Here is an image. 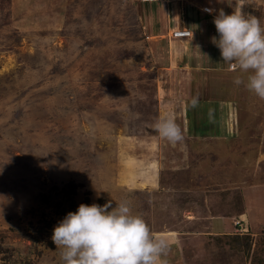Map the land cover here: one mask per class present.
<instances>
[{
	"label": "rangeland",
	"instance_id": "1",
	"mask_svg": "<svg viewBox=\"0 0 264 264\" xmlns=\"http://www.w3.org/2000/svg\"><path fill=\"white\" fill-rule=\"evenodd\" d=\"M159 1L0 0V264H63L54 227L109 201L161 231L221 214L186 264H264V100L212 42L219 10L264 26V0Z\"/></svg>",
	"mask_w": 264,
	"mask_h": 264
},
{
	"label": "clouds",
	"instance_id": "2",
	"mask_svg": "<svg viewBox=\"0 0 264 264\" xmlns=\"http://www.w3.org/2000/svg\"><path fill=\"white\" fill-rule=\"evenodd\" d=\"M213 22L219 36L212 42L222 61L246 75V80L238 76L234 83L264 100V26L255 16L245 15L243 5L231 14L219 10ZM155 130L172 145L184 139L181 127L170 117L157 121ZM51 239L63 264H167L163 258L170 248L167 238L153 236L127 201L115 207L111 201L81 203L54 227Z\"/></svg>",
	"mask_w": 264,
	"mask_h": 264
},
{
	"label": "crops",
	"instance_id": "3",
	"mask_svg": "<svg viewBox=\"0 0 264 264\" xmlns=\"http://www.w3.org/2000/svg\"><path fill=\"white\" fill-rule=\"evenodd\" d=\"M148 174L149 173L145 170L141 173V176L143 177V180L148 183V185L155 187L158 184L157 173H156V178H155V176L153 178H151L153 175L149 176ZM143 180H142V183L144 182ZM137 184H139V183H137ZM235 217L240 219V217H238V215H235L233 217H232V215L231 216H229V215L225 216V220L222 222V227H224L225 233H229V231H230L229 229L231 228L230 224H231V226H233L232 221L235 219ZM203 218H204V221L202 222V224L200 226L201 229L196 230V229L192 228L193 231L191 229L183 230L184 232H179L177 229L176 230L171 229L172 231H169V230L168 231H161L158 229L155 230V228L151 225V231H152L153 236L166 235L164 237H166L168 242H169L170 248H169V251L167 253V256L164 257L167 264H186L187 263V260H189L191 257L190 251H191V249L194 248L193 243H191L189 241L190 238L192 239L193 234H198V236H203V237H205V236L207 237V235H211V234H213V235H219L220 234V233L214 234L213 232H211L209 230V228H206V225H204L203 223L206 222V224H208V222H209L208 220H210V219L211 220L212 219H222L223 220V215H221V214L218 215V214L212 213L208 216L206 215ZM227 220H231V223L228 224ZM220 221L221 220H218L217 225L221 224ZM246 222H247V219H246ZM161 224L158 222L156 227H158V226L161 227ZM246 225L249 226L247 223H246ZM189 235H191V236H189ZM183 239H185V241H183ZM171 253H173V254H171ZM168 255H170V256H168ZM167 257H169V259Z\"/></svg>",
	"mask_w": 264,
	"mask_h": 264
},
{
	"label": "built area",
	"instance_id": "4",
	"mask_svg": "<svg viewBox=\"0 0 264 264\" xmlns=\"http://www.w3.org/2000/svg\"><path fill=\"white\" fill-rule=\"evenodd\" d=\"M143 1H159V0H143ZM185 29H187V28H184V29H181V30H176L175 32H174V36L175 37H189L190 35H191V30H185ZM246 224V223H245ZM234 225H235V227L237 228V231L238 232H240V231H243L244 230V232H241L242 234H244L245 233V231H246V228L243 226V220H241V219H236L235 221H234ZM247 226V225H246ZM240 230V231H239Z\"/></svg>",
	"mask_w": 264,
	"mask_h": 264
},
{
	"label": "trees",
	"instance_id": "5",
	"mask_svg": "<svg viewBox=\"0 0 264 264\" xmlns=\"http://www.w3.org/2000/svg\"><path fill=\"white\" fill-rule=\"evenodd\" d=\"M160 1H155V2H149V1H147V2H145V3H152V4H157V3H159ZM193 7V6H192ZM194 8V7H193ZM194 9H196V8H194ZM192 18H191V22H192ZM194 21L197 23V22H199V18H194ZM192 29V28H191ZM194 29V28H193ZM71 186H72V191L73 192H76V187H77V185H76V183H71ZM51 245L53 246L54 245V243H53V241H51Z\"/></svg>",
	"mask_w": 264,
	"mask_h": 264
}]
</instances>
